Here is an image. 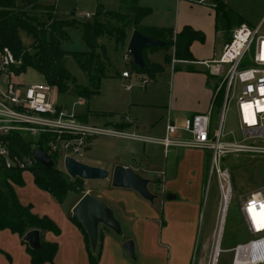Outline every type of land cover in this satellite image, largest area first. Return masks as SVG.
Here are the masks:
<instances>
[{
  "label": "crops",
  "instance_id": "crops-1",
  "mask_svg": "<svg viewBox=\"0 0 264 264\" xmlns=\"http://www.w3.org/2000/svg\"><path fill=\"white\" fill-rule=\"evenodd\" d=\"M210 1L214 2V0ZM226 2L228 4L229 0ZM138 5L150 9L149 14L144 16L140 22V25L145 29L171 30L173 40L184 27H189L203 35L202 40L194 39L189 44L188 50L193 60L175 59L174 46L148 48L146 51L145 56L148 62L162 68L157 73L161 74L166 66H170L168 86L170 103L176 101V92L185 85L194 89L191 100L186 101L183 107L179 109L167 107L162 136H152V128L146 125L139 126L130 122L128 118L115 123H104L105 126L110 125L128 134H142L148 138L160 139L164 137L168 123L181 126L187 117L205 113L210 108L212 110L213 89L209 84L208 73L210 72L204 62H211L220 57L223 46L227 42L225 36L227 31L217 23L215 8L209 4H199L196 0H138ZM89 14L92 15L93 12ZM123 49L125 53V47ZM157 49H165L162 65L151 59V55ZM167 55L172 57L170 62L164 60ZM130 76L121 77L128 79ZM57 96L58 92L54 87L55 100ZM79 99L82 100V103H77ZM85 103V99L77 97L74 105H84ZM58 106L65 109L61 105ZM75 116L88 123L87 114L83 115L84 117L76 114ZM178 136L189 137L183 132H179ZM94 138H89L85 150L92 149V139ZM153 145L160 147L159 149L163 153L162 159H157ZM187 149L189 148H171L165 154L163 148L158 144L118 138L116 145L100 155L92 156L89 159L90 162L85 163L103 168L109 173L115 165L131 168L142 177L149 179L148 189L155 195L153 202L146 201L130 189L112 187L110 177L103 180H83L84 184L101 186L100 191L96 194H93L90 189H86L83 194L88 192L113 209L114 215L120 221L125 238L131 239L134 246L135 258L133 259L123 249V240L111 230L101 226L105 229L100 230L98 237L95 251L99 253V256L96 264H190L193 246L191 233L195 229V223L199 216L200 195L210 161V152L201 149L205 156L203 167L199 168L194 175L192 173V183L189 184L190 181L183 175L180 167L183 159L182 152ZM26 173L31 176V184H33L31 191L37 200L33 198L34 202L23 200L15 191L17 185L13 184L18 201L24 206L29 205L31 212L38 217L49 218L59 229L58 234L39 230L41 241L57 244L52 261L43 264H91L90 253L94 252L91 251V248L88 249V246L90 247L88 238L81 226L71 218L72 207L79 199L70 204L67 203L68 197H66L62 203H59L48 192L39 189L34 184L31 171L22 172L23 184ZM174 225L179 226L177 231L182 229L171 235ZM174 235L176 236L174 237ZM7 239L11 243L5 244L4 241ZM26 246L28 245L23 244L17 234L8 229L0 230V264H31Z\"/></svg>",
  "mask_w": 264,
  "mask_h": 264
},
{
  "label": "rangeland",
  "instance_id": "rangeland-1",
  "mask_svg": "<svg viewBox=\"0 0 264 264\" xmlns=\"http://www.w3.org/2000/svg\"><path fill=\"white\" fill-rule=\"evenodd\" d=\"M223 1L228 7L230 6V9L232 8L231 10L245 20L247 26L251 28L259 26V34H264V0H229V5L226 2L228 0ZM38 3L52 7L53 11H50V15L59 20H70L75 18L78 21H83L85 19H90L93 14L90 15V17L85 15L86 13H94L97 4L102 5L108 11H117L119 9V0H38ZM66 31L69 39L61 44L62 49L66 51L87 50L86 44L82 40V32L79 28H69ZM232 31L233 29L225 33L227 41L230 40L229 38H231ZM130 32L131 30L125 41V51ZM18 35L22 46V52L32 53L31 44L33 40L31 36L22 30L18 32ZM103 42L106 43L107 57L109 60H104L107 69V77L102 79L99 93L84 97L83 99H85L86 103L77 106L74 105L77 97L72 95L71 91L58 93L56 99L57 104L63 106L68 113L80 116L87 114L88 124L105 126V122L115 123L128 118L130 122H134L139 126L146 125L152 128V136H162L167 107L176 109L183 107L186 101L189 99L191 100L194 89L190 88L189 85H185L180 91H177L178 93L176 92V101L170 103L168 100V86L171 73L170 66H166L161 74L156 73L153 77L147 73H139L133 67L131 61H124V47L116 48L113 38L105 39ZM164 51L165 49H157L151 55V59L162 65ZM66 67L76 78L78 84L85 85L87 83L85 73L79 68L72 57H67ZM126 70L131 73L128 79H124L120 76V74ZM226 71L227 66H223L218 75L208 73L209 84L215 93L220 86H223L225 91L223 76ZM18 74L21 75L17 78V81H21L24 87L45 85L47 83L44 77L32 67H26ZM234 94L235 93L232 94L233 97ZM222 108L223 101L221 107L217 105L213 107L211 115V129L213 131L219 127ZM109 127L111 126L109 125ZM221 129L225 134L223 139H241L234 98L225 105ZM256 141L261 142L260 139ZM117 142L118 138L96 136L92 139V149L90 151L84 150V155L79 158L80 162L89 163V159L92 156H97L106 152L116 145ZM152 147L154 148L157 159H162L163 153L161 149H159L160 147L157 145H153ZM182 155L183 159L180 163V167L183 175L190 181L189 184H191L193 178L192 173L194 175L196 171L198 172L199 168L203 167L205 161L204 151L198 148H189L182 152ZM209 166L210 161L208 162L206 178L200 195L201 206L199 216L195 223V229L191 233V237H193V246L191 249L190 264L213 263V252L217 240V226L219 223V192L215 175L209 177ZM222 166L229 171L232 195L220 241V248L224 251L220 253L216 264H230L232 257V253L229 252L230 248L252 238V235L249 234L244 226L243 218L240 213V199L245 198L250 192L264 187V155H251L246 153L229 154L222 159ZM57 168L64 171L61 155H59L57 159ZM31 183V176L26 173L24 175V184L22 186H16L15 191L23 200L34 202L33 199H36V196H34L31 191V187H33ZM81 188L84 191L90 189L93 194H96L100 191L101 186L82 183ZM69 193L70 194L66 196L68 197L66 201L71 204L79 199L81 192L77 190ZM105 204L107 205V203ZM116 218L119 221L118 217ZM173 227L171 235L182 229L180 228L179 231H177L179 226L174 225ZM104 229L105 228L100 226V230ZM175 236L176 235H174V237ZM4 243L9 244L11 242L7 239Z\"/></svg>",
  "mask_w": 264,
  "mask_h": 264
},
{
  "label": "built area",
  "instance_id": "built-area-1",
  "mask_svg": "<svg viewBox=\"0 0 264 264\" xmlns=\"http://www.w3.org/2000/svg\"><path fill=\"white\" fill-rule=\"evenodd\" d=\"M196 2L215 7V3L210 0ZM86 16L90 17V14L86 13ZM123 59L131 61L127 51ZM20 65L21 59L16 58L9 47L0 46V167L5 169L30 171L37 162L32 151L41 147L38 145L41 140V148L50 157L56 156V160L61 155L62 163L67 157L80 161L89 138L96 136L158 144L165 154L171 148L204 149L210 152L209 177L215 175L219 192L218 224L222 225L232 195L230 174L222 166V159L229 154L264 155V34H259V26L251 28L242 24L235 27L220 57L204 62L213 75H218L221 68L227 66L223 76V108L219 127L215 131L211 129V108L205 113L187 117L181 126L168 123L165 135L160 139L128 134L109 126L88 124L56 104L54 87L50 84L24 87L21 81H17L21 74L15 69ZM121 76L129 77L130 73L126 70ZM233 98L241 139L226 140L223 139L225 134L221 129V121L225 105ZM77 103H82V100L79 99ZM179 132L189 137L182 138L178 136ZM11 133H18L33 142L29 154L10 151L5 136ZM257 139L261 142H257ZM63 172L66 173L65 169ZM240 213L252 238L230 248V264H264V187L240 199ZM222 251L220 248L219 255Z\"/></svg>",
  "mask_w": 264,
  "mask_h": 264
},
{
  "label": "trees",
  "instance_id": "trees-1",
  "mask_svg": "<svg viewBox=\"0 0 264 264\" xmlns=\"http://www.w3.org/2000/svg\"><path fill=\"white\" fill-rule=\"evenodd\" d=\"M214 3L217 23L223 30L230 31L246 24L245 20L223 1L214 0ZM50 11H53L52 7L39 4L38 0H0V46L9 47L14 56L21 59L20 67L15 69L17 73H21L26 67H32L44 77L48 84L55 87L58 93L71 91L72 95L81 98L99 93L101 81L107 76L104 61L108 59L106 44L103 42L105 39L113 38L116 48H123L129 31L136 30L164 42L161 47L149 49L174 46V58L181 60H193L188 50L189 44L194 39H203L201 33L189 27H184L174 40L171 30L143 28L140 22L144 16L149 14L150 9L139 6L138 0H119L117 11L105 10L102 5L97 4L92 18L83 21L75 18L59 20L51 16ZM69 28L81 30L82 40L87 50L66 51L62 49L61 44L69 39L66 31ZM20 30L31 36L32 53L22 52L18 35ZM146 51L147 49L143 50L146 68L141 70L133 63L132 65L139 73L152 76L160 72L162 68L148 62L145 56ZM67 57H72L85 73L87 77L85 85L78 84L76 78L67 69ZM171 59V56L167 55L164 60L170 62ZM223 94V86H220L216 93L213 91L212 110L215 105L222 106ZM5 138L9 141L12 153L29 154L32 150L33 142L18 133L8 134ZM42 142L43 140L38 143L41 147H43ZM51 158L55 163L54 168H46L36 162L30 169L34 184L39 189L48 192L59 203L65 200L69 192L77 190L81 192L80 198L84 192L81 188L83 180L70 178L57 168L56 156L51 155ZM21 174L20 170L0 167V230L8 229L17 234L21 242L26 245L22 237L32 229L47 230L54 234H58L59 229L49 218L38 217L31 212L29 205L24 206L18 201L12 185H23ZM26 250L31 264H43L52 261L57 244L41 241L39 250L34 251L28 246ZM98 256L97 251L90 253L91 264H96Z\"/></svg>",
  "mask_w": 264,
  "mask_h": 264
},
{
  "label": "water",
  "instance_id": "water-1",
  "mask_svg": "<svg viewBox=\"0 0 264 264\" xmlns=\"http://www.w3.org/2000/svg\"><path fill=\"white\" fill-rule=\"evenodd\" d=\"M163 45V41L133 30L129 36L126 51L129 53L132 63L139 69L144 70L146 66L143 50ZM32 153L42 166L46 168L55 167L54 161L41 147L33 149ZM63 164L66 173L72 179L103 180L110 177L112 187L130 189L149 202H153L155 199V195L148 189L149 179L142 177L131 168L115 165L111 173H109L103 168L90 166L69 157L65 158ZM71 218L83 229L92 252H95L97 247L99 228L103 226L121 238L125 252L129 257L135 258L133 241L125 238L120 222L115 217L113 210L99 198L88 192L84 193L72 207ZM22 239L34 251L41 248V237L38 229L28 231Z\"/></svg>",
  "mask_w": 264,
  "mask_h": 264
},
{
  "label": "bare ground",
  "instance_id": "bare-ground-1",
  "mask_svg": "<svg viewBox=\"0 0 264 264\" xmlns=\"http://www.w3.org/2000/svg\"><path fill=\"white\" fill-rule=\"evenodd\" d=\"M223 227H224V223L218 224L217 226V240H216V244H215V249H214V254H213V263L212 264H216V261L218 260L219 257V252H220V241H221V236H222V232H223Z\"/></svg>",
  "mask_w": 264,
  "mask_h": 264
}]
</instances>
